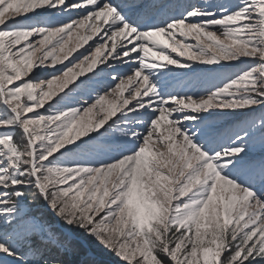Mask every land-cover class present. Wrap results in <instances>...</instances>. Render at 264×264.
Masks as SVG:
<instances>
[{
	"label": "snow or ice",
	"instance_id": "6c2138e0",
	"mask_svg": "<svg viewBox=\"0 0 264 264\" xmlns=\"http://www.w3.org/2000/svg\"><path fill=\"white\" fill-rule=\"evenodd\" d=\"M0 264H264V0H0Z\"/></svg>",
	"mask_w": 264,
	"mask_h": 264
},
{
	"label": "rangeland",
	"instance_id": "374dc122",
	"mask_svg": "<svg viewBox=\"0 0 264 264\" xmlns=\"http://www.w3.org/2000/svg\"><path fill=\"white\" fill-rule=\"evenodd\" d=\"M73 43H75V39L73 40ZM89 43H92V42L90 41ZM78 247L81 249V255L80 256H77V257H74V259L76 261H79L81 258H83V255L85 253V250L83 248H81L79 245H78Z\"/></svg>",
	"mask_w": 264,
	"mask_h": 264
}]
</instances>
